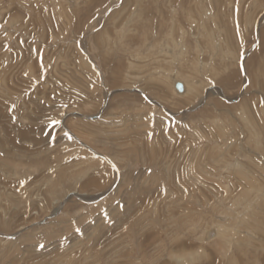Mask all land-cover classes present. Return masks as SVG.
<instances>
[{"label": "rangeland", "instance_id": "1", "mask_svg": "<svg viewBox=\"0 0 264 264\" xmlns=\"http://www.w3.org/2000/svg\"><path fill=\"white\" fill-rule=\"evenodd\" d=\"M0 233V264H264V0H0Z\"/></svg>", "mask_w": 264, "mask_h": 264}, {"label": "bare ground", "instance_id": "2", "mask_svg": "<svg viewBox=\"0 0 264 264\" xmlns=\"http://www.w3.org/2000/svg\"><path fill=\"white\" fill-rule=\"evenodd\" d=\"M205 17H206V19L207 18H209L208 17V15L206 16L205 15ZM206 21H208V19L206 20ZM204 25V24H203ZM195 34V33H194ZM109 37V36H108ZM174 44H175V42H174ZM177 44V43H176ZM182 44L183 43H181V46H182ZM177 47H179L178 45H174V50L172 51V53H171V59H172V61L170 62L171 63V65H173V64H175V61H174V59H175V57H178V59L180 60V56H177V54H178V52H179V54L181 55L182 53H184L183 52V46H182V48H180L179 47V51H178V48ZM168 49V48H167ZM176 50L178 51V52H176ZM170 51V50H169ZM164 52V51H163ZM165 52H166V50H165ZM164 52V54H166ZM160 54H161V52H160ZM178 54V55H179ZM231 54V53H230ZM167 55V54H166ZM168 55H170V54H168ZM183 55V54H182ZM169 58V57H168ZM181 61V60H180ZM179 62V61H178ZM179 64V63H178ZM215 64V63H214ZM130 66L132 67V68H136V65H134L133 63H131L130 64ZM189 67V66H188ZM196 71V70H195ZM168 72H170V71H166V73H167V77H165V78H170V80H171V78L173 79V81L172 82H170V87L172 86V90H174L175 92H176V90H175V82L176 81H179V82H182V81H184V82H182L183 83V85H184V92L182 93V94H179L178 92H176L178 95H183V98H187L186 100L188 101V103H191L192 104V102L193 101H196V100H198V101H200L202 98H205L206 99V96H204L203 95V93H204V90L205 89H207V88H210V87H212L213 86V84H208L207 86H205L204 85V82L202 83L201 81H197V79H195L192 75H189V76H183V74H181L180 72H176V74L174 75V76H172V74H170V73H168ZM207 73V72H206ZM159 74H160V77L161 76H163L162 74H161V72H159ZM197 81V82H196ZM212 83V82H211ZM207 84V83H206ZM128 86V85H127ZM125 90H129V91H134V90H136V88L134 87V88H131V87H126L125 88ZM140 93H142V91H140V90H142V89H137ZM225 90V89H224ZM206 91V90H205ZM206 94V93H205ZM221 94V93H220ZM147 97V96H146ZM147 99H149V98H147ZM238 100V99H237ZM202 106V105H201ZM241 113V112H240ZM239 113V114H240ZM245 116V115H244ZM243 116V117H244ZM93 117V116H92ZM101 118V117H100ZM100 120H102V119H100ZM96 151V150H95ZM94 153V152H93ZM102 156V155H101ZM106 158L108 157V156H105ZM108 159V161L109 162H111V163H113V164H115V161L111 158H107ZM115 166V165H114ZM117 167V166H116ZM120 178H121V175H120ZM247 179V178H246ZM249 179H247V181H248ZM118 185H119V182H118ZM76 195L77 193H69L66 197H68L69 195ZM79 196V195H78ZM81 196H84V194H82V195H80V197ZM65 197V198H66ZM82 199V198H81ZM31 226V225H30ZM215 226V225H214ZM24 230H25V228H24ZM212 232V231H211ZM205 233V232H204ZM1 234V233H0ZM210 234V233H209ZM207 236H209L208 234H207ZM227 236H229L228 234H227V232H225V227H224V225H219V226H217L215 229H214V232H213V237H211L208 241H210V242H216V241H218V240H221L222 238H224V239H226V237ZM2 237V236H1ZM12 237V236H11ZM4 238V237H3ZM203 238V237H202ZM5 239V238H4ZM6 239H8L9 240V238H6ZM230 243V241L228 240V244ZM179 261V260H178ZM187 262V261H186Z\"/></svg>", "mask_w": 264, "mask_h": 264}, {"label": "water", "instance_id": "3", "mask_svg": "<svg viewBox=\"0 0 264 264\" xmlns=\"http://www.w3.org/2000/svg\"><path fill=\"white\" fill-rule=\"evenodd\" d=\"M174 86H175L176 92H178L179 94H182L184 92V85L182 82L176 81ZM207 237L208 239L213 237V232H210L209 236Z\"/></svg>", "mask_w": 264, "mask_h": 264}, {"label": "snow or ice", "instance_id": "4", "mask_svg": "<svg viewBox=\"0 0 264 264\" xmlns=\"http://www.w3.org/2000/svg\"><path fill=\"white\" fill-rule=\"evenodd\" d=\"M53 123H59V121H54Z\"/></svg>", "mask_w": 264, "mask_h": 264}]
</instances>
